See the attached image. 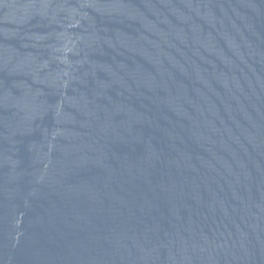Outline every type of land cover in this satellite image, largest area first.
<instances>
[{
    "label": "water",
    "instance_id": "95a60500",
    "mask_svg": "<svg viewBox=\"0 0 264 264\" xmlns=\"http://www.w3.org/2000/svg\"><path fill=\"white\" fill-rule=\"evenodd\" d=\"M0 264H264V0H0Z\"/></svg>",
    "mask_w": 264,
    "mask_h": 264
}]
</instances>
